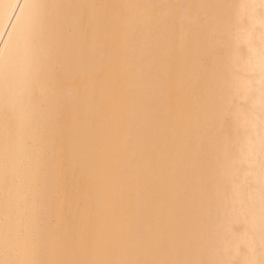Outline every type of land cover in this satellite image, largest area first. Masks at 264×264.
I'll return each instance as SVG.
<instances>
[{"label": "bare ground", "instance_id": "1", "mask_svg": "<svg viewBox=\"0 0 264 264\" xmlns=\"http://www.w3.org/2000/svg\"><path fill=\"white\" fill-rule=\"evenodd\" d=\"M0 264H264V0H0Z\"/></svg>", "mask_w": 264, "mask_h": 264}]
</instances>
